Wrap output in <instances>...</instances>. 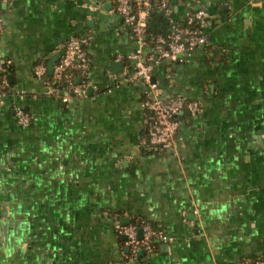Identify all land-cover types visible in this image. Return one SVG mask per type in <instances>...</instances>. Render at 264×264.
Here are the masks:
<instances>
[{
    "label": "crops",
    "instance_id": "crops-1",
    "mask_svg": "<svg viewBox=\"0 0 264 264\" xmlns=\"http://www.w3.org/2000/svg\"><path fill=\"white\" fill-rule=\"evenodd\" d=\"M168 1L177 20L207 14V44L153 71L163 97L201 105L178 116L176 155L142 143L144 86L117 79L135 41L115 0H0V264H122L124 219L167 237L135 264L264 258V0ZM147 24L168 30L158 10ZM71 36L89 37L88 73L62 101L33 71L43 62L51 78Z\"/></svg>",
    "mask_w": 264,
    "mask_h": 264
},
{
    "label": "built area",
    "instance_id": "built-area-1",
    "mask_svg": "<svg viewBox=\"0 0 264 264\" xmlns=\"http://www.w3.org/2000/svg\"><path fill=\"white\" fill-rule=\"evenodd\" d=\"M115 11L121 16L135 41V48L125 56L117 55V59H126L129 66L117 79L121 82H140L144 86L142 108L146 111L147 125L145 139L142 143L149 149L170 150L177 153L178 116L182 113L197 114L201 105L197 100L185 99L181 95L163 97L153 71L162 62H175L185 57L192 49L207 44V35L203 31L206 26L207 14L204 8L188 10L182 23L172 15V7L168 0H115ZM154 10H158L167 21L166 32L153 31L147 21ZM1 30V21H0ZM89 37L71 36L63 45L59 60L53 67L51 78L45 77L46 67L43 62L34 66V75L44 79L46 91L58 93L61 91L62 101H69L83 96L88 73V62L85 44ZM3 67L0 62V72ZM82 79L75 82L74 74ZM4 78L0 77V85ZM3 94H0V100ZM15 118L20 126H27L32 120L28 113L17 109ZM115 231L124 237L130 252L122 264H135V251L142 249L150 252L153 249V239L166 240L167 237L148 223L140 227L129 222L116 224ZM140 233V234H139ZM241 264H264V258L243 259Z\"/></svg>",
    "mask_w": 264,
    "mask_h": 264
},
{
    "label": "trees",
    "instance_id": "trees-1",
    "mask_svg": "<svg viewBox=\"0 0 264 264\" xmlns=\"http://www.w3.org/2000/svg\"><path fill=\"white\" fill-rule=\"evenodd\" d=\"M176 21H178L179 23H182V20H177V19H176ZM0 62H1V65H2V67H3V70L0 72V77H3V78H4V82H2L1 85H0V94L7 95V94L10 93V91H9V85L7 84V82H6V80H5V74H6V72L8 71V65H7L4 61H2V60H0ZM131 223L135 224L136 227H140L143 223H146V222H143V221H141V220H138V221L133 220V221H131ZM148 224H149V223H148ZM150 225H151L152 227H154L155 229H157L156 226H154L153 224H150ZM157 230H158V229H157ZM138 250H139V249H137V250L135 251V256L137 255V251H138ZM251 259H254V258H251Z\"/></svg>",
    "mask_w": 264,
    "mask_h": 264
},
{
    "label": "water",
    "instance_id": "water-1",
    "mask_svg": "<svg viewBox=\"0 0 264 264\" xmlns=\"http://www.w3.org/2000/svg\"><path fill=\"white\" fill-rule=\"evenodd\" d=\"M48 66H49V71L48 72H50L52 70L53 65L49 63ZM128 221H129L128 219H124L122 222H124V224H126Z\"/></svg>",
    "mask_w": 264,
    "mask_h": 264
}]
</instances>
